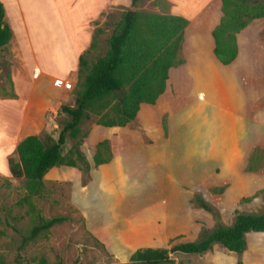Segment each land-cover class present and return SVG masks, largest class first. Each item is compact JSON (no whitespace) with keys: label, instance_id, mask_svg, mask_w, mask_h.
I'll return each instance as SVG.
<instances>
[{"label":"rangeland","instance_id":"1","mask_svg":"<svg viewBox=\"0 0 264 264\" xmlns=\"http://www.w3.org/2000/svg\"><path fill=\"white\" fill-rule=\"evenodd\" d=\"M174 5L176 6V0H139L138 4L131 8L109 9L104 14L106 20L103 26L97 28L99 31L95 36L94 48L85 53L89 62L85 73L89 71L91 64L97 58L106 54L108 39L117 27L124 11H138L141 14L138 19L137 31L141 35H146L147 15H180L175 14L176 11L172 10ZM218 8L221 11L220 0ZM248 24H253L257 35L255 32L244 30L246 35L250 37L242 35L243 42L247 43L249 38L254 39V45L249 44L248 48L246 47L247 51L257 48L260 44L264 47V16L254 18ZM240 31L236 32L235 37ZM102 33L103 35H101ZM225 36L226 31L223 33L224 38ZM146 37L148 45L155 52V37L153 35H146ZM194 40L193 47L197 50V53H205L201 36ZM182 43L183 38L181 48L177 53L182 62L171 66L168 73L170 69L185 63ZM37 45L40 48L41 61L46 67L52 68L56 57L59 55V53H54L55 49L61 45V42L54 37H47L38 40ZM262 46H260V50L264 49ZM262 53H264V50ZM13 55V47L9 43L0 50V92L11 91ZM212 65L211 62V69L215 68ZM252 78L256 80V77ZM83 79L84 76L81 77L76 86L74 85L69 90L71 101L68 105H71L70 103L74 105V99L81 89ZM127 87L126 85L125 88L127 89ZM261 92L264 93V89L263 91L261 89ZM196 97L199 100H205L203 92L201 94L197 92ZM116 99V96L112 97L109 106L101 111V115H104L105 119L113 115L110 108L116 102ZM157 99L154 104L157 103ZM178 100H173L175 103L170 104V112L167 111L156 117L158 118V124H144L135 116L133 120L123 126H112L105 129V131L103 130L104 135L99 137V141H107V148L101 149V157L109 156L107 162L113 158L114 149L121 151L123 147L127 146L146 147L159 144L169 145L172 148L170 154L171 164L170 167L168 166V170L164 171V166H158L154 183L149 187L139 186L140 191L143 193L141 195L147 197L141 202L143 205L140 206L139 210H144L149 217L138 218L140 223L145 220L144 230L148 238L147 241L138 245L140 246L138 248L153 245L152 247L157 246L168 249L180 242L197 240L200 233L213 228L217 223L232 224L237 211L246 213L264 212V137L244 139L247 153H240L237 148L236 152L229 153L227 146L222 152L211 153L207 149L209 139L197 138L195 140L193 138L190 140L187 136L193 134L195 129L185 128L182 121L174 122L172 125L171 122L169 123V118L173 121L176 118L179 119L183 108L187 107V102L182 103L181 98H178ZM166 101L167 99H162L154 108L162 113V106H164L162 102ZM193 112L191 111V113ZM99 117L100 115L88 112V116L83 117L79 124L77 136L67 135L66 142L61 146L63 155H69L74 147H78L91 164L88 172L84 173L79 167L75 166L79 173L78 180L75 181L73 179L49 178L47 172L50 169L47 170L43 176L42 190L30 197L36 207V212H31L24 202V198L28 195L24 178H13L11 174H3L7 173L6 158L0 149V264H39L41 258L46 259L48 264H57L59 260L62 264L127 263L128 257L124 253L127 251L128 246L117 247L119 243L115 242L120 241L119 236L109 233L106 225H98L99 230L117 247L115 249L116 254L109 250L107 245L90 231L87 210L82 205L84 203L82 197L85 192V195L89 196L90 189L88 187L93 182L92 168H98V165L93 163V155L96 152L98 140H91L89 134L93 133L92 130L95 129L96 125L99 128L104 126L96 123ZM69 118L65 113L59 112L54 119L57 127L55 126L54 130L50 127L43 130V136L46 135L49 140L55 141L60 129ZM184 134L188 135L185 136ZM227 142H229V139L224 144ZM200 143L202 147H200ZM177 147L179 149H176ZM72 157H75V154ZM14 158L16 159L17 155L14 154ZM115 176L113 171L104 173L99 170L96 173V178L101 181L102 190V194L98 193L97 196L99 199H104V203V195H106V201L110 208L112 206L117 213H120L118 208L122 190L118 186ZM195 194H199L212 207L213 211L206 210L195 203L192 200ZM108 211L111 213V210L108 209ZM128 213H130L129 210ZM157 215H161V217L156 220ZM52 216H64L66 220L53 225L47 233H43L26 245L21 246L22 236L27 234L34 224L38 223L39 217L49 218ZM130 223L131 220L128 224ZM110 226L116 227L117 224ZM255 233L246 236L251 242L246 252L250 261L256 260L261 253H264V244H262L263 242L260 243L264 241V233ZM124 237L126 239L124 241L127 243L134 242V239L132 240L129 235L125 234ZM133 251L135 250L133 249ZM170 255L173 261L164 264H229V260L238 258L236 253L218 244H214L210 250L202 254L174 252Z\"/></svg>","mask_w":264,"mask_h":264},{"label":"crops","instance_id":"2","mask_svg":"<svg viewBox=\"0 0 264 264\" xmlns=\"http://www.w3.org/2000/svg\"><path fill=\"white\" fill-rule=\"evenodd\" d=\"M0 1L12 29L9 44L14 52L11 63V91L0 92V149L6 158L7 173L3 174L7 175L10 174L8 157L15 154L16 146L22 138L39 134L48 127L52 130L57 127L54 119L60 107L71 101L69 89L64 88L63 83L65 80H71L74 85L77 83L79 56L90 47L93 37L99 31L97 28L103 26L106 20L104 14L109 9L133 6L131 0ZM218 5L219 0H176V6L172 10L188 21L182 43L185 63L170 69L165 90L158 97L157 103H141L136 118L144 124H158L156 117L170 112V104L181 98L182 103L187 102V107L183 108L179 119L173 121L169 118L171 125L182 121L185 128L195 129L193 134L184 135L190 140L209 139L207 149L211 153L222 152L226 146L229 153L236 152V148L240 153H247L244 139L264 137V93L261 92L264 89V49L260 50V44L247 51L249 44L254 45V39L249 38L248 44L243 42L242 35L248 36L244 30L256 33L253 24H247L236 35L237 54L233 61L228 64L221 63L213 53L215 42L212 36V30L221 17ZM199 36L205 52L201 54L193 47L194 39ZM47 37H54L61 42L55 49L54 53L59 55L52 68L46 67L41 61L40 48L37 45L38 40ZM211 62L212 67L215 66L213 69ZM252 77H256V80ZM197 92H203L205 100H199L196 97ZM9 93L14 96H9ZM162 99L167 101L162 102L164 106L162 113H159L154 107ZM70 104L73 106V103ZM94 128L89 138L99 142V137L109 127L99 128L96 125ZM227 139L229 142L224 144ZM171 150L169 145L159 144L146 147L127 146L121 151L114 149V156L109 162L92 168L93 182L88 187L89 196L85 192L82 197V205L87 210L90 231L113 253L116 254L117 247L128 246L124 255L129 258L133 249L136 250L140 247L138 245L148 240L144 230L145 220L142 223L138 221L143 216L149 217L144 210H139L143 205L141 202L147 199L141 195L143 193L139 186L149 187L154 183L158 166H164V171L168 170ZM99 170L104 173L113 171L116 175L117 184L122 190L118 208L120 213L114 207L110 208L106 195L104 203V199L97 196L98 193L102 194L101 181L96 178ZM78 176L75 166H54L47 172V177L55 179L76 181ZM159 217L161 215H157L156 220ZM130 220L131 223L128 224ZM101 224L107 226L109 233L119 236L120 241L115 242L119 243L117 247L99 230L98 225ZM114 224H117V228L110 226ZM125 234L134 239V242H125ZM250 243L246 237V248L240 256L241 264H264V253L254 261L249 260L246 252ZM260 243L264 244V241ZM229 264H237V258L229 260Z\"/></svg>","mask_w":264,"mask_h":264},{"label":"trees","instance_id":"3","mask_svg":"<svg viewBox=\"0 0 264 264\" xmlns=\"http://www.w3.org/2000/svg\"><path fill=\"white\" fill-rule=\"evenodd\" d=\"M138 1L131 0V5L136 6ZM220 1L222 15L212 30L215 42L213 53L221 63L228 64L237 54L236 32L252 19L264 16V0ZM140 15L138 11H124L108 39L106 54L97 58L87 73L85 70L89 62L85 53L94 48L95 36L90 47L79 56L78 81L75 86L81 77L84 76V79L80 91L76 94L74 105L64 104L60 107L59 112L70 118L60 129L57 139L49 140L46 135L43 136L44 131L28 135L16 146L17 158H14V154L8 157L11 177H23L25 180L28 195L24 202L31 212H36V207L30 197L42 190L43 176L47 170L57 165H67L77 166L84 173L88 172L90 164L78 147H74L69 155L61 153V146L66 142L67 135L77 136L79 124L83 117L88 116V112L100 115L97 124L108 127L125 125L135 118L141 103H155L165 90L168 69L182 62L177 53L181 48L187 19L181 15L148 14L146 35H153L156 39L154 52L146 41V35H141L137 31ZM11 38L12 29L7 22L4 5L0 1V48L7 45ZM9 96L13 97L14 94L9 93ZM115 96L116 102L110 108L113 115L105 119L101 111L109 106L111 98ZM163 127L165 128L164 124ZM103 148H107L106 140L96 144V152L93 155L95 165L109 160V156L101 157ZM73 154L75 157H72ZM192 200L202 208L213 211L199 194H195ZM64 220H66L64 216L39 217L38 223L22 236L21 246L47 233L53 225ZM250 232L264 233V212L237 211L232 224L217 223L213 228L200 233L197 240L180 242L168 249L137 248L131 253L126 264L169 263L173 261L170 253L202 254L210 250L214 244L236 253L237 264H241L240 256L246 248V235ZM39 264L48 263L46 259L41 258ZM57 264L62 263L59 260Z\"/></svg>","mask_w":264,"mask_h":264},{"label":"built area","instance_id":"4","mask_svg":"<svg viewBox=\"0 0 264 264\" xmlns=\"http://www.w3.org/2000/svg\"><path fill=\"white\" fill-rule=\"evenodd\" d=\"M63 86L64 88L71 90L74 87V83L71 80H65Z\"/></svg>","mask_w":264,"mask_h":264}]
</instances>
